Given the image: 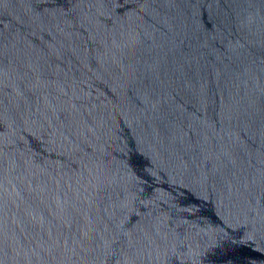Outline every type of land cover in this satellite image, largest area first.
<instances>
[{
  "label": "water",
  "instance_id": "95a60500",
  "mask_svg": "<svg viewBox=\"0 0 264 264\" xmlns=\"http://www.w3.org/2000/svg\"><path fill=\"white\" fill-rule=\"evenodd\" d=\"M0 264H264V0H0Z\"/></svg>",
  "mask_w": 264,
  "mask_h": 264
}]
</instances>
